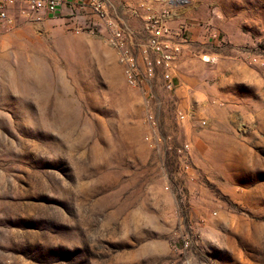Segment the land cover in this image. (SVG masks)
I'll use <instances>...</instances> for the list:
<instances>
[{
  "label": "rangeland",
  "instance_id": "374dc122",
  "mask_svg": "<svg viewBox=\"0 0 264 264\" xmlns=\"http://www.w3.org/2000/svg\"><path fill=\"white\" fill-rule=\"evenodd\" d=\"M191 3L218 37L203 50L220 54L197 58V116L178 124L182 107L157 89L162 130L193 151L184 264H264V0ZM25 5L0 37V264H183L141 97L114 51L68 16L24 18Z\"/></svg>",
  "mask_w": 264,
  "mask_h": 264
},
{
  "label": "built area",
  "instance_id": "2783aa9c",
  "mask_svg": "<svg viewBox=\"0 0 264 264\" xmlns=\"http://www.w3.org/2000/svg\"><path fill=\"white\" fill-rule=\"evenodd\" d=\"M19 0H0V37L15 27L11 13ZM22 16L42 20L49 15L65 17L64 8L70 0H25ZM191 0H73L74 32L87 31L101 37L114 51L122 67L127 85L137 90L143 106L147 133L144 137L159 165L165 190L174 202V216L178 219L180 243L173 244V252L182 263L192 261L189 254L192 240L190 203L198 197L194 188L193 151L189 143L175 144L172 134L161 128L166 100L157 91L159 81L170 97L176 90L179 64L191 43ZM213 61L210 57L204 58ZM257 58H253L256 61ZM194 104L176 112L178 124L195 118ZM207 127V119H201ZM176 161L178 170L171 169ZM183 177L177 181L176 177ZM213 215H216L214 213Z\"/></svg>",
  "mask_w": 264,
  "mask_h": 264
},
{
  "label": "crops",
  "instance_id": "0c3cea01",
  "mask_svg": "<svg viewBox=\"0 0 264 264\" xmlns=\"http://www.w3.org/2000/svg\"><path fill=\"white\" fill-rule=\"evenodd\" d=\"M64 15L68 18L65 20H73V0H70L69 6L64 8ZM66 16V17H67ZM191 17V16H190ZM191 43L187 47V53L180 61L179 72L176 80V90L174 94V102L183 108H187L191 104L200 103L205 93L206 87L202 85L196 78V64L201 65L198 72L205 70V66L197 61L200 54H205L214 62L219 58L218 53H205L204 45L210 40L217 41L218 37L214 29H211L207 24L191 20L190 26ZM217 39V40H216ZM206 47V46H205ZM211 62V61H210ZM159 93H163L159 90Z\"/></svg>",
  "mask_w": 264,
  "mask_h": 264
}]
</instances>
